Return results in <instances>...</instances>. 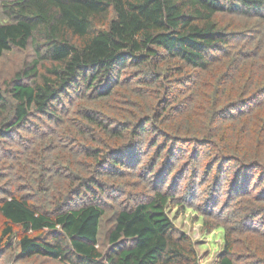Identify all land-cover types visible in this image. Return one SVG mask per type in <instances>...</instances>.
Listing matches in <instances>:
<instances>
[{
  "label": "trees",
  "instance_id": "16d2710c",
  "mask_svg": "<svg viewBox=\"0 0 264 264\" xmlns=\"http://www.w3.org/2000/svg\"><path fill=\"white\" fill-rule=\"evenodd\" d=\"M170 210L264 264V0H0V264H198Z\"/></svg>",
  "mask_w": 264,
  "mask_h": 264
},
{
  "label": "rangeland",
  "instance_id": "374dc122",
  "mask_svg": "<svg viewBox=\"0 0 264 264\" xmlns=\"http://www.w3.org/2000/svg\"><path fill=\"white\" fill-rule=\"evenodd\" d=\"M8 56L5 60H7ZM19 56L21 55H11L12 59L14 58L15 60ZM16 174L17 169L16 167H13L10 171V175L12 178H15ZM19 175L22 177L24 173H20ZM4 183L6 184L1 186L2 188L11 189L10 185L18 186L19 184H23V180L20 179V181H17V179L10 180L5 178ZM169 213L178 230L184 232L192 239L194 248L198 254V264H215L219 258L221 250L222 232L215 231L213 234L206 237L205 235H202L200 222L193 221L190 213H186V215L180 213L174 214L173 210H170Z\"/></svg>",
  "mask_w": 264,
  "mask_h": 264
}]
</instances>
